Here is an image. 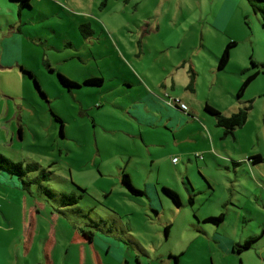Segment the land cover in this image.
I'll list each match as a JSON object with an SVG mask.
<instances>
[{
	"label": "rangeland",
	"instance_id": "374dc122",
	"mask_svg": "<svg viewBox=\"0 0 264 264\" xmlns=\"http://www.w3.org/2000/svg\"><path fill=\"white\" fill-rule=\"evenodd\" d=\"M106 1L49 0L53 5L48 11L51 18L37 22L34 32L46 38L49 31L58 52L45 53L46 44L39 48L29 45L32 49H25L29 53L23 56L24 66L20 63L8 70L0 69V86L14 99L8 111L1 93V145L14 142L13 147H2L1 152L14 162L39 165L36 171L27 173L25 181L32 182L29 190L44 204L42 222L57 225L55 235L66 228L63 222H70L63 212L88 224L87 228L102 241L99 251L103 264H258L256 255L264 258V239L256 242L259 249L248 253L244 262L236 252L225 254L216 248L205 231L214 232L221 226V232L247 236L251 228L264 226V182L254 185L245 173L238 175L242 199L249 198V207L255 213L251 222L244 223L234 215L220 226L206 222L209 211L227 212L223 205L229 198L226 182L234 171L218 173L221 186L214 193L205 180L204 138L187 140L194 127L174 132L161 124L149 126L134 120L140 116L139 108L144 117L154 116L148 112L149 102L145 100L149 87L141 82L142 74H150L147 77L152 82L158 78L154 76L151 55L166 52V47L179 57L197 54L195 60L200 62L205 52H210L205 43L209 49L217 46L213 40L218 34L212 28L205 34L200 9L209 4L212 8L219 0H186L192 15L187 11L173 14V4L155 10L152 0ZM4 3L16 5L9 0ZM243 3L246 12H240L226 32L234 38L229 43H237L231 54L244 58L247 64L241 71L243 81L258 70L260 74L243 96L236 93L231 101L223 103L226 110L229 103L232 107L240 102L241 108L251 106L246 125L237 128L235 136L224 135L229 151L227 157H222L225 168L234 167L232 162L237 159L231 154L236 153L235 148L250 150L264 159V29L261 17L246 0ZM52 9L64 12L52 15ZM212 16L209 12L210 23ZM149 66L150 72L144 71ZM227 68L222 72L224 76L231 80L238 77L234 68ZM60 74L79 81L80 86L69 90L61 83ZM200 74L196 78L200 92L187 94L196 103L205 98L202 89L212 75L205 69ZM91 78H102L104 82L85 85V80ZM174 109L188 119L180 109ZM55 116L64 123L63 133L62 123ZM199 122L205 128V123ZM198 153H203L204 159L197 160ZM261 169L264 171V163ZM123 172L145 196H130L121 182ZM165 187L179 195L180 205L165 195ZM47 190H51V196ZM63 194L82 198L78 204L64 206L60 203ZM151 202L156 207L152 208ZM52 212L58 214L61 223H56ZM141 241L143 245H138Z\"/></svg>",
	"mask_w": 264,
	"mask_h": 264
},
{
	"label": "crops",
	"instance_id": "0c3cea01",
	"mask_svg": "<svg viewBox=\"0 0 264 264\" xmlns=\"http://www.w3.org/2000/svg\"><path fill=\"white\" fill-rule=\"evenodd\" d=\"M4 1L0 0V69L8 70L16 67L20 63L24 66L23 56L29 53H25V49H32L29 45L39 48L41 45L46 44L49 46L45 47V53L58 52V49L54 47L55 40L51 39L49 31H47L48 35H46V38L34 32V26L37 22H43L51 18L48 11L53 5L49 3V0H33L35 3H32V0H9L10 3L16 4L17 6L5 5ZM125 1L128 2L130 0ZM152 1L155 10L163 9L165 6H171L173 4L176 7V10L172 11L173 14H184L185 11L191 13V15L193 13L189 3L185 6L186 0ZM23 9H28L29 11L24 13ZM200 10L205 19V34H207L210 28L218 34L213 40V43H216L217 46L214 49H209L205 43V49L207 48L210 52H205L200 62H196L195 60L197 54L179 57L172 54L168 48L166 50V47V52L161 51L151 55L150 58L154 64V76L158 78L152 82L147 77L150 74H142L141 82L143 85L149 87L147 91L148 96L145 97V100L150 103L147 105L148 112H152L154 116L144 117L141 108H139L140 116H137L138 119L134 120L146 123L149 126L161 124L170 127L174 132L180 131L183 127H194L195 130L191 134L192 136H189L187 140L193 142L204 138L205 180L209 183L214 193L221 186L218 181V173L225 174L226 170L229 169L234 171V174L226 182V185L229 187V194L227 196L229 198L223 202V205L226 206L227 212L217 210L214 213L209 211L205 220L213 215L223 213L226 217L225 219L234 215L236 219L248 223L253 220L255 213L249 207V204H251L249 198L245 197L242 199L240 188L242 187V181L238 175L245 173L254 185L264 182V171L261 169V164L264 163V159L259 154H251L250 150L235 148L234 152L236 153L231 154L232 157L237 159L235 162H232L234 167L225 168V166L221 165L222 157L229 155L228 149L225 148L224 131L221 132L216 129L218 127L217 123L202 110L204 105L210 104L224 116L230 117L242 109L243 104L241 102L233 107L229 103L227 110L224 108L223 103L227 102L228 99L231 101L232 96L239 93L245 81V79L243 81L240 77L242 74L241 71H245L247 68L244 58H239V56L231 54L228 65L235 69V74L238 76L232 80L222 74L226 70H220L218 65L219 58L223 54L229 41L234 39L231 34H227L226 32L232 26V22L236 16L240 12H246L247 9L243 0H219L212 8L209 4ZM63 12L52 9V15H58ZM209 12L213 15L211 23L209 22ZM50 30L54 32L53 29ZM221 34H226L228 36L227 39L226 37L224 39ZM51 44L52 46H50ZM41 54L42 52L39 53V55ZM27 67L32 73H36L32 67ZM53 67L55 66L53 65ZM151 68L152 66H149L144 71L150 72ZM203 69L210 71L212 75L209 76V79L205 80V86L202 89V93H205V98L202 101L199 100V103H196L194 98L187 97V94L190 92L198 95L200 92L196 78L201 75L200 73ZM75 82L80 83L76 80ZM194 83H197L196 86L191 88L189 85ZM1 93H3L4 99L7 100L4 106L9 111L10 108H13L10 100L14 99L0 86V98L2 97ZM2 100H0V106ZM173 100H179L188 109L184 111ZM187 100L190 102L188 103ZM173 106L187 115L188 119L180 115ZM15 109H17L16 104ZM14 119H17V115L14 116ZM199 119L205 123V128L204 126L202 127ZM204 129L205 133H203ZM238 129L233 132L234 136L237 134L236 131ZM22 134L24 135L23 130ZM13 146L14 142H11V145H9L5 141L1 145L0 141V153H2V147L9 148ZM231 148H233V145ZM195 158L197 160L204 159V155L203 153H198L195 155ZM175 159L173 160L175 161ZM6 174L8 173H0V264H87L88 261L91 264H103V259L99 251L101 249L100 247L103 246L102 241L96 236L93 239L84 236L82 231L87 229L86 225H83L79 219H73L63 212L62 215L67 217L70 222H63L66 228L55 235V233H58L55 230L57 225H49L48 223L42 222L41 216L44 213L42 211L44 204L37 200L34 193H31L30 190L32 188H29L30 185L25 186L23 180ZM249 194L253 195L248 191ZM145 195L146 193L144 192L142 196ZM257 205L262 207L259 204ZM150 206L152 208L156 207L153 202H151ZM244 210L248 213V216H246ZM51 214L56 220V223L59 224L62 222L58 214L54 212ZM225 219L224 222L226 221ZM67 225L70 226L68 227ZM221 229V226L214 232H208L207 229L205 235L211 244H214L216 248L222 250L225 254H236L234 251L235 247L247 240L260 239L261 241V238L262 240L264 239V226L260 224L251 228L247 236L236 232H221ZM138 245H143L142 241ZM258 247L259 242L255 243L251 249L245 250L238 255L243 256L244 262H246L248 260L247 254L258 250ZM256 259L258 260V264L264 263L262 254H257Z\"/></svg>",
	"mask_w": 264,
	"mask_h": 264
},
{
	"label": "trees",
	"instance_id": "16d2710c",
	"mask_svg": "<svg viewBox=\"0 0 264 264\" xmlns=\"http://www.w3.org/2000/svg\"><path fill=\"white\" fill-rule=\"evenodd\" d=\"M104 1L105 2H103V4H106L107 1L106 0H104ZM246 1L249 3V5L253 9V11L261 17V24H262V27L264 29V0H246ZM236 46H237V43L235 41L230 42L226 46L223 54L219 58L218 67L220 70L223 71L227 68V66L230 62V59H231L232 49ZM253 66L256 67L257 64H255V62H253ZM30 74L33 75L32 73H30ZM259 74H260V71L258 70L257 72H255L252 75H249L245 79V81L243 82L241 89L238 93L239 97H241L245 93L246 89L259 76ZM59 78L61 80V83L65 87L69 88V90L80 86L79 83L69 79L68 77L64 76L63 74H60ZM34 79H35V77H34ZM103 82H104V79H102V78H92V79L86 80L84 82V84L87 86H98V85H101ZM36 83H37L38 88L40 89L37 81H36ZM41 93L44 95L43 92H41ZM250 108H251V106L246 107V108H242L239 112L233 114L232 116L226 117L218 109L211 106L210 104H207L204 107L205 112H207L210 115L215 117L217 126L224 129V135L225 136L233 135V132L237 128H241L246 124L248 117H249ZM55 117L59 122L62 123L61 128H62V133H63L64 123L60 117H57V116H55ZM258 160H259V158H258ZM177 162L178 161L176 159L175 163H177ZM38 168H39L38 164L25 165L23 162H14V161L10 160L4 154L0 153V173L1 172H7L10 175L18 177L19 179L23 180V182L25 183V186L32 183L30 181L29 182L25 181V177H26L27 173L32 172V171H36ZM121 182L126 187V189L129 191L130 196L139 197V196L144 195L143 191L135 188V186L131 182L130 176L127 173H125V172L122 173ZM163 191H164L166 196H168L169 198H171L175 202V204H177V205L181 204L179 195L174 190H172L170 188H164ZM47 193H48V196L52 195L51 190H47ZM81 198H82V195L79 196L76 194H73V195L63 194L60 197V203H62L64 206L74 205V204H78ZM224 219H225L224 214H221L220 216H217V217H210V218L206 219L205 221L209 222V223H215L216 225H221L224 222ZM92 223H94V222H92ZM85 225H86V228L90 227L88 224H85ZM169 230H170V227L167 226L165 233L169 234ZM82 233L84 236L88 237L89 239H93L96 236V233H94V231H92L91 229H88V228L83 230ZM258 240L259 239H251V240H247L246 242H244L242 244H238L237 247H235L234 251L237 254H241L245 250L251 249ZM176 259L178 260V257H176Z\"/></svg>",
	"mask_w": 264,
	"mask_h": 264
},
{
	"label": "built area",
	"instance_id": "2783aa9c",
	"mask_svg": "<svg viewBox=\"0 0 264 264\" xmlns=\"http://www.w3.org/2000/svg\"><path fill=\"white\" fill-rule=\"evenodd\" d=\"M178 106H180L181 109H183L184 111H186L188 109V107L185 104H182L179 100H173ZM176 162V159H175Z\"/></svg>",
	"mask_w": 264,
	"mask_h": 264
}]
</instances>
